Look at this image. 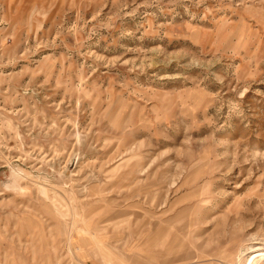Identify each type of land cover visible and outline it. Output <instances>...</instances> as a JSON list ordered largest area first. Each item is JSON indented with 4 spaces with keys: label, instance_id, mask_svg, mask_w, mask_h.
<instances>
[{
    "label": "rangeland",
    "instance_id": "rangeland-1",
    "mask_svg": "<svg viewBox=\"0 0 264 264\" xmlns=\"http://www.w3.org/2000/svg\"><path fill=\"white\" fill-rule=\"evenodd\" d=\"M0 264H264V0H0Z\"/></svg>",
    "mask_w": 264,
    "mask_h": 264
},
{
    "label": "bare ground",
    "instance_id": "bare-ground-1",
    "mask_svg": "<svg viewBox=\"0 0 264 264\" xmlns=\"http://www.w3.org/2000/svg\"><path fill=\"white\" fill-rule=\"evenodd\" d=\"M256 251H258V250H256ZM254 252V251H253Z\"/></svg>",
    "mask_w": 264,
    "mask_h": 264
}]
</instances>
